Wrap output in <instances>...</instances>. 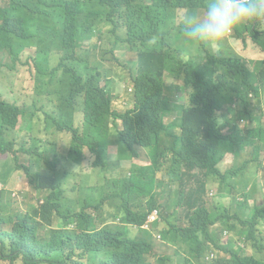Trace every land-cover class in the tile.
Instances as JSON below:
<instances>
[{
  "label": "clouds",
  "instance_id": "1",
  "mask_svg": "<svg viewBox=\"0 0 264 264\" xmlns=\"http://www.w3.org/2000/svg\"><path fill=\"white\" fill-rule=\"evenodd\" d=\"M79 1L76 6L71 0H25L14 2L8 11L18 25L7 29L0 39V143L6 140L8 148L0 153V264H101L108 256L116 255L121 245L119 233L128 238L129 244L122 259L117 258L118 264H214L227 256L221 250L223 246L230 256L233 250L244 249L246 255L264 261V218L258 217L264 212V206L259 204L264 187L257 183L256 191L254 179L246 177L251 164L264 160V84L247 114L236 116L224 128L223 134L230 139L212 142L211 149L218 158L214 173L192 167L185 181L179 170L172 180H163L157 170L158 163L164 160L162 152L173 146L171 125L181 122L183 107L189 103L191 90L187 87L193 88L177 79L175 71L195 61L204 64L205 74H215L223 61L241 58L259 79L264 71V50L253 42L249 32L264 38V0H205L201 10L177 15L178 7H159L154 0H146L138 12L127 6L106 5L101 0ZM3 6L0 0V12ZM115 22L133 25L143 32L159 29L147 43L150 71L181 89L160 114L161 132L139 125L142 110L133 82L140 74L134 50L139 45L130 41L126 31L116 28ZM75 29L89 33L78 40L77 65L89 69L112 90L113 109L108 112L87 114L83 108L70 105L66 91L59 100L49 103L47 95L54 94L50 86L62 78L64 69L60 64L69 56L64 48L67 36ZM183 37L193 43L195 51H186ZM231 37L245 47L260 50L263 57L248 65L225 44L224 39ZM128 55L133 56L129 70ZM150 56L153 57L149 59ZM105 61L111 62L112 68L107 69ZM124 101L129 102L117 110ZM11 108L19 110L17 117H9ZM234 108L238 106L234 104ZM21 109H26L28 116ZM34 112L36 116L31 115ZM177 112L179 117L169 120ZM202 113L206 114L205 110ZM45 122L51 124L47 130ZM58 122L68 124L72 131L60 129ZM73 134L97 144L107 163L118 168L114 173L120 178H129L133 173L151 176L152 172L156 177L158 173L150 196L139 215L134 216L142 219L141 223L129 224L115 216L113 206L122 208L123 199L114 192L113 184L111 189L105 187L106 170L91 168L94 156L90 148L84 146L82 153L74 148ZM229 146L235 156L225 167L221 164ZM190 150L187 145L180 155L187 158ZM237 158L244 163L233 166ZM64 161L68 165L58 167ZM124 170L128 172L123 174ZM18 172L24 174L20 177ZM171 182L177 184L175 192L163 194L162 187L172 188ZM184 186L195 192L202 189L201 199L209 210L217 206L220 211L229 209L242 220L260 222V226L252 229L250 224L235 221V230L224 231L221 244L211 245L212 251L203 253L198 242L170 227L184 225L177 220L178 192ZM254 200L251 208L249 203ZM250 209L253 215L244 218L242 214ZM26 214L39 227L19 236L10 220L13 215ZM244 229L248 231L242 233ZM156 241L165 243L162 250L155 247Z\"/></svg>",
  "mask_w": 264,
  "mask_h": 264
},
{
  "label": "trees",
  "instance_id": "2",
  "mask_svg": "<svg viewBox=\"0 0 264 264\" xmlns=\"http://www.w3.org/2000/svg\"><path fill=\"white\" fill-rule=\"evenodd\" d=\"M24 2L25 0H3L4 6L0 12V39L5 35L7 29H11L18 25L8 11L14 2ZM78 6L79 0H71ZM103 4L115 5L119 7H131L134 12L145 4L146 0H101ZM159 7H178L175 9L177 15L181 11L201 10L205 0H154ZM114 22V21H113ZM118 29L126 31L130 41L138 44L134 50L138 57L139 75L133 79L136 86L135 98L141 105V115L139 125L145 128L150 127L152 132H161L158 128L160 125V114L166 111L168 102L171 97L181 92L177 85L165 83L158 76L150 71V64L147 61V43L159 32L158 28H154L151 32H143L141 29L130 25L115 22ZM251 39L255 44L264 50V38L258 36L252 31L249 32ZM89 35L88 32L81 29L71 31L66 39L64 48L68 50L69 56L64 58L60 64L62 78L51 84L50 89L54 94H49L48 100L56 102L62 96V92H67L70 105L73 107L83 108L87 114L113 109L112 90L110 85L103 86L97 77L92 76L89 69L80 68L77 61L80 58L78 52V40L82 36ZM1 53V50H0ZM153 56L148 57L151 59ZM206 67L195 61L184 63L183 66L175 71L174 76L182 79L191 87L189 94V103L183 107L182 120L178 124L171 125V132L174 138L173 146L168 147L161 154L164 158L163 162L158 163V173L161 172L163 180L173 179L174 174L179 170V176L185 181L190 178L192 167H198L207 170L210 173L215 172V165L218 158L214 149H211L213 141L219 139H230V136L223 134L224 128L228 122L232 121L236 116H245L247 111L253 106V100L257 99L262 91L261 85L264 84V71L260 77L253 75L241 58L227 59L223 61L219 70L215 74H205ZM234 104L238 106L235 110ZM205 110L206 114H203ZM24 116H28L26 109H21ZM17 108H11L8 111L10 118H15L19 114ZM36 116L34 112L31 114ZM213 120V121H212ZM42 124V123H41ZM40 124V125H41ZM45 130L51 127L48 122L44 123ZM62 130L72 131L71 127L66 123H57ZM5 133V131H4ZM40 142L41 139H40ZM243 142H245L243 140ZM6 140L0 143V153L8 151L5 146ZM73 143L75 149L82 153V148L88 146L94 156L93 169H103L107 171L105 177V187L111 189V185L115 186L114 192L123 199V207H114L115 216L122 217L124 222L137 225L142 219H136L134 216L139 215L143 208L144 201L150 196L152 184L159 176L155 177V172L151 176H138L133 173L129 178H120L114 171H118L115 165L107 163L104 152L98 149L97 144L91 143L85 139L73 134ZM187 145L191 148L187 158L180 155L181 150L186 149ZM179 147V151L177 148ZM171 156H168V154ZM200 155L195 159L196 155ZM217 154V152H216ZM195 157V158H194ZM2 157L0 156V166L2 165ZM68 161L61 162L58 167L67 166ZM46 169H50L45 164ZM3 167V165H2ZM22 166H19L21 169ZM186 168V172L182 169ZM223 183H227L224 180ZM202 189L195 192L193 189H187L185 186L178 192L180 199V211L178 213V222L184 225L170 224V227L177 232H185L183 236H188L198 242L203 253L212 251L211 245L217 246L222 242V234L224 231H234L235 221L242 224H250L252 229L260 226L258 221H245L238 214L232 213L229 209L220 211L219 207L209 210L201 199ZM154 197L151 198L153 200ZM258 217L264 218V212L258 213ZM10 223L14 224V232L19 236L27 234V230H35L39 227V223L27 214L25 216L13 215ZM203 234L204 237H199ZM121 245L116 255L108 256L101 264H118V259H122L129 240L122 233ZM118 240V239H117ZM200 240V241H199ZM221 250L227 255L221 257L214 264H264V261L258 260L256 256H248L244 249L241 251H232V255H228L229 251L226 246ZM260 253V252H257Z\"/></svg>",
  "mask_w": 264,
  "mask_h": 264
},
{
  "label": "rangeland",
  "instance_id": "3",
  "mask_svg": "<svg viewBox=\"0 0 264 264\" xmlns=\"http://www.w3.org/2000/svg\"><path fill=\"white\" fill-rule=\"evenodd\" d=\"M246 23V22H245ZM245 23H242L241 25H244ZM240 25V26H241ZM232 34H230L231 36ZM234 35V33H233ZM233 37V36H232ZM229 38V39H224V42L227 46L233 48V50L241 55L245 61L248 62L249 65V61H253L254 59H258V58H262V52L258 49H255L253 47H251L250 45H248L247 47H245V45L241 42V41H237L234 40L233 38ZM182 45L185 47L187 52H192L195 51V46L193 45V43H191L189 41L188 38L183 37L181 39ZM215 48H217V45H215ZM133 56L132 55H128L127 56V60H129L128 62V70L129 68H132V64L131 62L133 61ZM109 59V58H106ZM104 66L107 67V69L112 68V64L111 62L105 61ZM251 69H254L253 65L250 64ZM129 102V101H124L120 106L118 105L117 110L122 109V107L125 106V104ZM179 117V112L175 113L172 117L169 118V120L171 119H176ZM222 144H219V148L221 147ZM235 153H234V149L229 146V150L225 153L224 157H223V161L221 165H224L225 167L230 165V162L232 161V159L234 158ZM244 163L243 159L237 158L236 163L233 166H238V165H242ZM123 167H127V165L123 164ZM128 172V170H124L123 174H126ZM17 174H20V177L24 174L23 172H18ZM16 174V175H17ZM253 178V182H254V186L256 188L257 191V183H260L263 187H264V160L263 159H259L255 165L251 164L247 170H246V177L247 179ZM12 176L9 178L8 182L11 180ZM13 184V182L11 183ZM157 185H160L159 182H157ZM156 185V186H157ZM162 186V185H161ZM169 186L172 188H169L167 186H163L162 188L164 189V193L163 194H167V193H174L175 189L177 187V184L174 182L169 183ZM239 199H242V193L239 192ZM259 204H262V206H264V192L262 194V196L260 197V201ZM116 205H120V202H117ZM250 207L253 208L255 205V200L251 203H249ZM211 209V208H209ZM240 214V211L238 212ZM254 213V210L250 209L249 211H246L244 214H242L244 216V218L247 217H251ZM241 215V214H240ZM248 229H244L242 230V233L247 232ZM164 239V238H163ZM165 246V243L163 242H155V247H158L162 250V248ZM166 253V251H165ZM249 254V253H248ZM250 255V254H249Z\"/></svg>",
  "mask_w": 264,
  "mask_h": 264
}]
</instances>
